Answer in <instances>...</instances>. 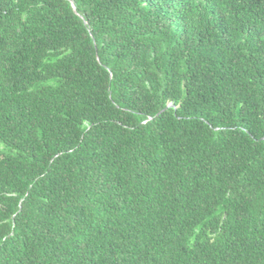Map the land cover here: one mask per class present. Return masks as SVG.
<instances>
[{
	"label": "trees",
	"instance_id": "1",
	"mask_svg": "<svg viewBox=\"0 0 264 264\" xmlns=\"http://www.w3.org/2000/svg\"><path fill=\"white\" fill-rule=\"evenodd\" d=\"M0 264H264V0H0Z\"/></svg>",
	"mask_w": 264,
	"mask_h": 264
}]
</instances>
